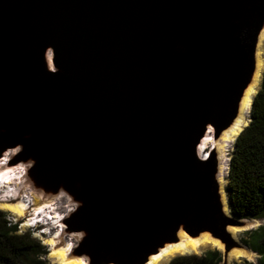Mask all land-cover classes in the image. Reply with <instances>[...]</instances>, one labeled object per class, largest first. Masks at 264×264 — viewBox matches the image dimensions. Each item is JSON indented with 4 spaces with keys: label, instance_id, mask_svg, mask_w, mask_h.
<instances>
[{
    "label": "water",
    "instance_id": "1",
    "mask_svg": "<svg viewBox=\"0 0 264 264\" xmlns=\"http://www.w3.org/2000/svg\"><path fill=\"white\" fill-rule=\"evenodd\" d=\"M263 27L264 0H0V157L72 196L88 264H146L181 230L238 244L199 147L237 118Z\"/></svg>",
    "mask_w": 264,
    "mask_h": 264
},
{
    "label": "trees",
    "instance_id": "2",
    "mask_svg": "<svg viewBox=\"0 0 264 264\" xmlns=\"http://www.w3.org/2000/svg\"><path fill=\"white\" fill-rule=\"evenodd\" d=\"M228 177L232 215L264 220V80L254 98L250 122L236 139ZM5 215L0 209V264H52L47 247L33 231L19 233L17 223ZM246 234L242 242L259 256L258 260L234 264H264V224ZM221 260V252L214 250L179 255L169 264H219Z\"/></svg>",
    "mask_w": 264,
    "mask_h": 264
},
{
    "label": "rangeland",
    "instance_id": "3",
    "mask_svg": "<svg viewBox=\"0 0 264 264\" xmlns=\"http://www.w3.org/2000/svg\"><path fill=\"white\" fill-rule=\"evenodd\" d=\"M262 49L264 52V36H263ZM260 88L258 89V91L260 90ZM254 98L252 100V104H253ZM251 110H252V105L249 110L247 124L242 128L239 134L249 124L250 118H251ZM239 134L232 141L228 142V145L226 147L227 149L224 154V159L222 158L224 162L223 163L224 169L221 174H219L220 170L218 168V174L220 175V177H222L223 181L225 182L224 191H225V194H227L228 199H229V195L227 192V187H228V178H229L228 176H229V171H230V162H231L233 150L235 148V142ZM211 136L214 139L221 138V135L218 138L215 137V133L212 128H211ZM207 150L208 151L205 152V155H208V156L210 155L212 151H215L214 143H212L211 146L207 148ZM18 152L19 151L17 149H13V150L11 149L10 151L7 152L5 156L0 157V159L3 158L2 159L3 161L7 160L10 162V164L13 163L12 164L13 169H11V171H15L17 174V177L19 176L17 179H15V181L13 182V185L11 186L13 189L10 188L7 181H5V183L3 181H0V203L4 201H9V202L10 201L11 202L12 201L13 202L23 201V198L25 195H29L30 198L32 197V199L34 200L32 201L31 206L30 207L28 206L29 208L24 216H17L13 214L12 212L1 208V206H0V209L5 212L6 219L12 221L13 223H17L18 225L17 228H18L19 233L33 231V236L41 240V242L47 247L48 260L52 264H59L57 257L51 254L53 245L51 244L50 240L51 239L56 240L57 247L67 246L69 243L70 245L73 244L72 247L75 248L76 250V249H79L78 244L82 238L80 234H76L70 231L66 224V220L71 216L72 212H74V209H75V204L72 201L73 198L72 196H70L69 193L67 192L65 193V191L63 190H60V191L46 190L41 184H39V182L36 180V178L31 173V168H32L33 163L31 161L19 160ZM216 156L218 158V162L220 163L221 160L219 156L217 154ZM37 198L42 199L44 201L51 200L53 203L52 205L55 209L54 211L56 212V214H53V215L57 217L52 220L53 223L47 226L44 223H45V220L48 218V216L41 214L38 217L37 211H34L38 207V204H36ZM56 201L57 203H55ZM228 214L230 215L232 214L231 206H230V212H228ZM41 218H44L42 222H40ZM240 220L242 221L241 222L242 224L228 225V228L230 227L239 228V232L237 233L236 236H234L232 232L228 229L230 234L234 237V239L238 243L237 245L232 247L229 251L225 250V243L222 242L224 246L222 248H219L216 246H208L201 253H193V254L202 255L209 251L219 250L222 254V260L219 264L244 263L245 260H249L251 262L256 263L259 256L255 252H253L251 249L246 248L245 245L242 244L243 243L242 239L247 237L246 232L248 230L257 229L259 226L263 225L264 220L263 219H240ZM233 249H243L246 251L247 254L246 256L235 258L229 261L227 256L229 252H231ZM173 259H171L166 264H169Z\"/></svg>",
    "mask_w": 264,
    "mask_h": 264
},
{
    "label": "bare ground",
    "instance_id": "4",
    "mask_svg": "<svg viewBox=\"0 0 264 264\" xmlns=\"http://www.w3.org/2000/svg\"><path fill=\"white\" fill-rule=\"evenodd\" d=\"M263 36H264V27L259 35L258 45L256 49V71L253 75V79L251 83L248 85L244 93L240 105V111L237 118L234 120V122L230 127H228L225 131H223L220 139H214L211 136V128H210L209 132L206 134V137L203 139L199 147L200 156L206 158V156H208L205 155V152L208 151L207 148L211 146L212 143H214L215 151L221 160L219 163V170H220L219 174H221L224 169V165H223L224 162L222 158L224 159V154L227 149L226 147L228 145V142L232 141L239 134L242 128L247 124L249 110L252 105V100L256 92L262 85L263 74H264V52L262 49ZM52 55H53L52 52L48 51L47 62L50 69L53 68ZM7 152L5 153V155L7 154ZM2 159H0V181H3L4 183L5 181H7L10 188H12L11 186L13 185V182L19 176L17 177L15 171H11V169H13L12 167L13 163L10 164L9 161L7 160L3 161ZM219 174H218V180L220 183V192L224 204V211L228 213L230 212L229 199L224 191L225 182L223 181L222 177H220ZM33 200L34 199H32V197L30 198L29 195H25L23 201H19V202L4 201L0 203V206L1 208L10 211L17 216H24L28 208L31 206ZM55 203H57V201ZM36 204H38V207L34 211H37L38 217L41 214L48 216L44 224L47 226L53 223L52 220L55 219L57 216L53 215L56 214V212L54 211L55 209L52 205L53 204L52 201L51 200L44 201L42 199L37 198ZM43 219L44 218L40 219L41 222ZM228 229L232 232L234 236H236L237 233L239 232V228L236 227H230ZM50 242L53 245L51 254L57 257L59 264H88V262L81 255L78 254L77 250H75V248L72 247L73 244L70 245L69 243L67 246L57 247L56 240L51 239ZM208 246H216L219 248L224 247L222 242L212 237L209 232L205 231L200 235H191L186 231L181 230L178 233V240L174 242L165 243L161 247V249H159L156 253L152 254L149 257L146 264H166L177 255L201 253ZM246 254H247L246 251L243 249H233L231 252H229L227 257L228 260L230 261L235 258L246 256Z\"/></svg>",
    "mask_w": 264,
    "mask_h": 264
},
{
    "label": "clouds",
    "instance_id": "5",
    "mask_svg": "<svg viewBox=\"0 0 264 264\" xmlns=\"http://www.w3.org/2000/svg\"><path fill=\"white\" fill-rule=\"evenodd\" d=\"M41 222V221H40Z\"/></svg>",
    "mask_w": 264,
    "mask_h": 264
}]
</instances>
